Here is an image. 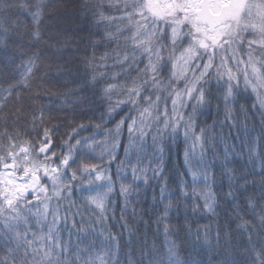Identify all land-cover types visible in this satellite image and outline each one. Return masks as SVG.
I'll use <instances>...</instances> for the list:
<instances>
[{"label": "snow or ice", "instance_id": "6c2138e0", "mask_svg": "<svg viewBox=\"0 0 264 264\" xmlns=\"http://www.w3.org/2000/svg\"><path fill=\"white\" fill-rule=\"evenodd\" d=\"M46 6L41 2L30 13L37 25L33 34L37 40L41 38L39 23ZM92 19L98 31L90 35L99 39L91 42L92 54L85 60L82 83L102 102L95 129L106 127L124 112L114 127L106 129L105 140L111 138L112 147L123 148L124 159L119 167L124 170L129 166L131 171L132 181L122 179L119 184L125 208L130 203L131 190H136V181L147 185L149 171L157 176L163 174L164 153L170 140L171 147L179 146L182 159L178 173L180 199L187 201L190 197L193 211L203 200V209L214 213L215 194L211 186L217 139L212 133L217 120L201 124L199 117L214 103V112L219 115L222 109L224 113L219 142L225 143L224 126L229 133L242 127L247 139L249 131L243 117L249 106L242 102L241 83L244 93L250 90L254 96L251 109L259 106L264 113V0H98ZM101 44L105 51L98 55ZM38 60L37 52L28 61L25 87L33 69L38 67ZM40 118L43 119V109ZM125 129L128 135L122 140ZM52 131L44 128L40 137L44 142L35 158L26 142L17 146L16 141H11L17 151H9V161L0 157V240L4 242L0 246V264H73V257L75 264H81L82 251L88 253L83 264H106L104 255L87 247L77 245L72 252L70 242L63 238L66 229L69 236L75 229L84 237L95 234L93 245L97 236L116 239L102 227L110 219L108 205L116 184L110 175L97 169L90 155L95 151L99 132L83 135L88 131L87 125H76L63 138L57 156ZM262 141L264 133L252 138L257 154ZM210 150L213 160H209ZM157 152L158 166L151 168L149 153L155 156ZM20 154L23 156L17 160ZM41 154L51 163L41 160ZM229 155L225 143L221 169L222 175L230 179L233 169L227 166ZM146 158L148 165L143 164ZM166 194L171 196L167 180L161 185V203ZM227 195L231 196L232 191ZM248 206L254 207L250 198ZM173 207L169 198L162 215L154 221L163 223L166 233ZM111 211L114 219L115 209ZM121 219H125L124 208ZM257 219L264 225V215L258 213ZM248 223L242 220L241 226ZM124 227H129L127 222ZM168 251L174 254L172 247Z\"/></svg>", "mask_w": 264, "mask_h": 264}, {"label": "trees", "instance_id": "16d2710c", "mask_svg": "<svg viewBox=\"0 0 264 264\" xmlns=\"http://www.w3.org/2000/svg\"><path fill=\"white\" fill-rule=\"evenodd\" d=\"M41 2L47 6L39 23L41 38L37 40L33 36L37 25L30 13ZM97 2L0 0V157L8 158L9 151L15 150L11 141L17 144L26 142L32 153L37 154L39 145L44 142L40 137L45 127L54 130L52 136L56 141V149L60 148L69 131L80 123L88 127L83 135H89L92 131L100 134L105 128L111 127L112 123L99 130L94 128V123L100 119L102 102L82 83L86 71L85 60L92 54L91 42L99 39L90 35V32L98 31L92 19ZM104 51L101 44L97 54ZM37 52L38 67L33 69L34 74L29 77V84L25 87L23 80L29 67L28 61ZM240 90L242 102H247L249 106L247 115L243 117L249 135L246 139L242 127L232 129L231 133L227 126L223 127L225 143L230 150L227 166L233 169L230 179L222 175L221 169L225 162V143L219 142L223 110L217 115L213 103L212 108L199 117L201 124H212L214 118L217 120L215 133H212L217 139V155L213 165L215 177L211 186L215 194L214 213L205 211L203 200L198 197L199 208L196 211H193L190 197L187 201L180 199L178 173L182 170V159L179 146L171 147L169 140L168 150L164 153L163 174L157 176L149 171L150 181L147 185L136 181V190H131L130 203L126 208L123 197L119 195L121 181L114 180L116 191L112 193L108 205L110 219L102 227H106L116 239L104 240L97 236L93 245L91 240L95 234L84 237L72 229L69 236L66 229L63 238L65 242H70L72 252L77 250V245L87 247L89 251L104 255L106 264H262L264 225L257 219V214L264 215V141L257 154L253 151L252 138L257 133H264V113L260 112L259 106L256 110L251 109L254 96L250 90L248 94L244 93L242 83ZM104 107H107L106 101ZM41 109L43 119L40 118ZM120 115H124V112L116 115L112 122L118 120ZM152 130H156L155 125ZM122 140H126V131ZM122 152L123 148H119V158ZM90 155L94 162L101 157H96V153ZM159 155V152L155 156L149 153L151 168L158 166L156 157ZM209 160H213L211 150ZM144 163L148 165L149 159L146 158ZM126 180L132 181L130 177ZM165 180L171 196L166 194L164 203H161V185ZM230 190L232 195L228 196ZM169 198L174 207L169 217L170 228L166 233L163 223L154 221L162 215ZM249 198L254 203L252 208L248 206ZM122 208L125 211L124 220L121 219ZM111 209H115L114 219L111 218ZM242 220L249 223L242 227ZM125 222L128 228L124 227ZM3 243L0 240V246ZM169 247L173 248L174 254L170 255ZM80 254L83 264L88 253L82 251Z\"/></svg>", "mask_w": 264, "mask_h": 264}, {"label": "rangeland", "instance_id": "374dc122", "mask_svg": "<svg viewBox=\"0 0 264 264\" xmlns=\"http://www.w3.org/2000/svg\"><path fill=\"white\" fill-rule=\"evenodd\" d=\"M114 125H115V122L114 123L112 122L110 128L114 127ZM106 129L107 128H105L102 131V133H100L99 135H97L95 137L97 143L95 144V151L93 153H96V157L101 156L99 160H95V164L97 166V169L103 170L104 174L110 175L113 178V180L117 179L118 181H121L122 179H126L127 177H130V179H132L129 166H125L124 170H121V168L119 167L121 160L124 159V152H122V156H121V158H119V154H118L119 148L117 149V148L112 147L113 141L111 138H109L107 141L105 140ZM125 131H126V129H125ZM127 135L128 134L126 131V138H127ZM149 143H151V138H149ZM17 146H19V144H17ZM99 147H100V150L98 151ZM16 151H17V149L15 148V150L12 152H16ZM55 151H56V155L59 156L60 155V148L55 149ZM90 154H92V153H90ZM31 155L33 158H35L37 156V154L32 153V151H31ZM113 155L117 156V159H115V160H118L117 163H115V160L112 159ZM22 156H23V154H20V156H17L16 159L20 160L22 158ZM3 159L5 161H9V155H8V158L5 157ZM41 160H44L45 163H51V161L46 160L44 157L41 158ZM132 162L135 163L134 157H133ZM143 164L145 165L144 161H143ZM111 165L113 167H111ZM111 172L113 173V175L111 174ZM123 175H125L127 177H124ZM76 183L78 184L79 181H77ZM96 183H101V182H96ZM48 186H49V190L51 191L52 185L49 183ZM53 203H55V201H53ZM64 208L67 209L68 204L65 203ZM102 226H104V225H102ZM70 227H71V225H70Z\"/></svg>", "mask_w": 264, "mask_h": 264}, {"label": "water", "instance_id": "95a60500", "mask_svg": "<svg viewBox=\"0 0 264 264\" xmlns=\"http://www.w3.org/2000/svg\"><path fill=\"white\" fill-rule=\"evenodd\" d=\"M37 154H38V152H37ZM40 156H43V155L41 154Z\"/></svg>", "mask_w": 264, "mask_h": 264}]
</instances>
